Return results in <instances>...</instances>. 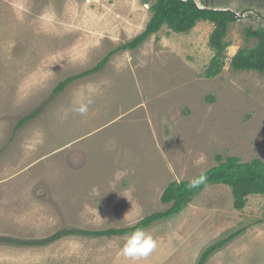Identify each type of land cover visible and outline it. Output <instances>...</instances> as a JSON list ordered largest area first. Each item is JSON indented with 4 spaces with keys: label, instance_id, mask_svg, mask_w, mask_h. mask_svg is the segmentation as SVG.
<instances>
[{
    "label": "rangeland",
    "instance_id": "obj_1",
    "mask_svg": "<svg viewBox=\"0 0 264 264\" xmlns=\"http://www.w3.org/2000/svg\"><path fill=\"white\" fill-rule=\"evenodd\" d=\"M156 1L0 0V237L131 227L172 207L162 201L165 188L191 181L219 156L264 160V72L232 66L257 43L247 32L264 24V0H195L239 18L213 77L215 26L202 20L187 32L164 26L53 95L140 35ZM89 85L99 91L88 114L61 119ZM144 230L158 246L139 261L122 253L129 235H73L46 246L0 244V264H199L207 248L239 231L205 264H264V195H248L239 209L228 185L211 184Z\"/></svg>",
    "mask_w": 264,
    "mask_h": 264
},
{
    "label": "trees",
    "instance_id": "obj_2",
    "mask_svg": "<svg viewBox=\"0 0 264 264\" xmlns=\"http://www.w3.org/2000/svg\"><path fill=\"white\" fill-rule=\"evenodd\" d=\"M238 16L230 9H217L206 6H199L195 0H157L153 6V15L146 25L145 30L133 40L123 44L115 51L109 53L96 67L81 74H76L61 81L53 91V95L60 94L68 85L86 75L97 73L102 70L117 51L135 49L143 44L150 36L159 32L164 26L175 32H187L199 21L207 20L214 24L210 36V44L215 49L208 68L207 76L213 77L218 74L223 66V54L227 49L225 38L231 23L238 20ZM250 38H256L257 43L252 47L241 48L232 59V66L236 70H253L264 72V24L257 29H250L247 32ZM39 112L36 110L20 119L16 128L32 120ZM219 163L207 171L202 172L205 179L198 187L190 188L189 182L174 181L164 190L162 201L173 202L172 207L165 211L155 212L144 217L137 224L131 227L110 228L101 231H88L77 228H64L50 237L40 240H21L8 237H0V244H10L20 247L46 246L64 237L73 235L108 237L119 235H130L137 229H146L158 221L166 220L178 215L184 207L192 200L196 193L211 184L228 185L235 198V207L242 209L246 197L251 194L264 195V160L254 158L251 161H241L239 157L229 156L225 160L219 156ZM198 174L195 178L199 177ZM243 231L231 234L226 238L225 243L238 237ZM223 242H218L202 254L199 264H205L208 257L218 248L223 247Z\"/></svg>",
    "mask_w": 264,
    "mask_h": 264
},
{
    "label": "clouds",
    "instance_id": "obj_3",
    "mask_svg": "<svg viewBox=\"0 0 264 264\" xmlns=\"http://www.w3.org/2000/svg\"><path fill=\"white\" fill-rule=\"evenodd\" d=\"M98 91L99 90L92 85L87 86L85 89L78 90L74 94L71 108L65 111L60 118H66L68 111L79 114L80 116H86L89 112V107L94 103V97L98 94ZM204 179L205 177L202 173L199 177L193 178L189 182V187H198L204 182ZM157 246L158 241L152 234L143 229H137L128 236L122 248V253L130 260L139 261L149 256Z\"/></svg>",
    "mask_w": 264,
    "mask_h": 264
}]
</instances>
